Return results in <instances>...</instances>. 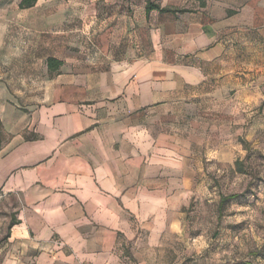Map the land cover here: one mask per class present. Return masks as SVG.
Instances as JSON below:
<instances>
[{"label": "crops", "instance_id": "1", "mask_svg": "<svg viewBox=\"0 0 264 264\" xmlns=\"http://www.w3.org/2000/svg\"><path fill=\"white\" fill-rule=\"evenodd\" d=\"M96 1L0 7V264H152L264 121V0Z\"/></svg>", "mask_w": 264, "mask_h": 264}, {"label": "rangeland", "instance_id": "2", "mask_svg": "<svg viewBox=\"0 0 264 264\" xmlns=\"http://www.w3.org/2000/svg\"><path fill=\"white\" fill-rule=\"evenodd\" d=\"M69 1L85 5L88 0ZM19 2L0 0V7ZM146 2L97 0L94 6L108 15L122 6L131 16V5L141 9ZM19 28L11 24L9 35L19 37ZM239 143L243 153H235L232 164L205 165L203 188L182 208L181 227L166 238L164 251L149 256L152 264H264V121L254 119L250 134L240 135ZM233 195L219 208L222 197Z\"/></svg>", "mask_w": 264, "mask_h": 264}, {"label": "trees", "instance_id": "3", "mask_svg": "<svg viewBox=\"0 0 264 264\" xmlns=\"http://www.w3.org/2000/svg\"><path fill=\"white\" fill-rule=\"evenodd\" d=\"M37 0H21L19 2V8L21 9H27V8H31L36 4ZM150 10H158V11H168L166 9H161L159 7V5L147 2L146 4V11H150ZM175 12H180V10H176ZM47 64V68L49 71H57L59 69V67L61 66V62L54 60V59H47L46 61ZM4 141V135L2 133V129H1V123H0V148L3 144ZM237 196L233 195V196H229V197H222L220 199L219 202V208L222 207V205L228 200V199H235Z\"/></svg>", "mask_w": 264, "mask_h": 264}]
</instances>
